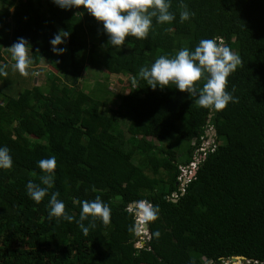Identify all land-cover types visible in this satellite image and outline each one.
<instances>
[{
    "label": "trees",
    "instance_id": "trees-1",
    "mask_svg": "<svg viewBox=\"0 0 264 264\" xmlns=\"http://www.w3.org/2000/svg\"><path fill=\"white\" fill-rule=\"evenodd\" d=\"M183 3L195 13L189 20L178 22L179 0H171L173 21L153 18L146 38L125 37L117 48L82 6L0 0V65H7L3 47L18 37L30 45V66L53 61L49 40L64 30L67 53L59 59L72 72L68 82L51 72L44 87L16 97L0 91V146L13 162L0 169V264H230L234 256L264 264V0ZM205 38L238 54L225 86L237 102L209 110L171 84L153 90L139 80L133 87L141 66ZM85 66L126 79L129 91L114 94L115 108L101 89L79 87L75 76ZM203 82H194L197 90ZM210 128L213 146L196 153ZM49 156L56 157L54 182L36 203L25 184L40 183L36 161ZM194 162L182 184L181 168ZM52 192L74 218L80 200L99 196L109 222L94 220L87 235L75 219L57 222L48 216ZM141 200L158 214L145 220L147 239L136 246L141 236L130 205Z\"/></svg>",
    "mask_w": 264,
    "mask_h": 264
},
{
    "label": "clouds",
    "instance_id": "clouds-1",
    "mask_svg": "<svg viewBox=\"0 0 264 264\" xmlns=\"http://www.w3.org/2000/svg\"><path fill=\"white\" fill-rule=\"evenodd\" d=\"M50 2L62 10L82 6L83 10L100 26V30L107 38L106 44L117 48L125 45V37L146 38L153 24V18L156 24H166L173 21L176 16L169 10L171 0H50ZM179 4L178 22L183 23L195 13L188 9L183 0H179ZM68 34L64 30H58L53 34L49 40L52 53L60 55L65 51L64 47H57V45L63 44ZM28 46L30 45L24 37H18L6 47L12 61L11 71L18 72L21 76L29 74L27 68L31 60L28 56ZM239 64L238 54L227 45L218 43L215 39L205 38L199 40L191 50L182 47L173 56L162 54L149 67L141 66L133 77L132 84L135 87L139 80H143L147 87L153 90L163 89L171 84L176 90L186 92L189 97H195L193 101L195 105L209 110H222L229 102H237V97L232 94V91H226L225 86L227 77ZM8 67L9 65H0V76L8 75L5 70ZM201 79L204 82L197 90L194 82ZM12 163L8 147L0 146V169L10 168ZM36 165L44 173L39 177L40 183L28 180L25 189L29 198L39 203L54 182L56 157L42 158L36 161ZM57 196V192H52L47 202L48 216L57 218V222L60 220L72 222L75 219V223L85 235L90 227H95L94 220L99 219L103 224L109 222L111 210L99 196L92 200L79 201L78 218H74L65 211L63 200L57 199ZM136 206L142 217V220H137L139 226L143 221L145 223V220L155 219L158 214V208L148 201H138ZM140 216H137L138 219ZM86 220L87 225L83 223ZM144 230L140 236L145 234Z\"/></svg>",
    "mask_w": 264,
    "mask_h": 264
},
{
    "label": "rangeland",
    "instance_id": "rangeland-1",
    "mask_svg": "<svg viewBox=\"0 0 264 264\" xmlns=\"http://www.w3.org/2000/svg\"><path fill=\"white\" fill-rule=\"evenodd\" d=\"M0 7H1V4H0ZM57 47H64L65 51L60 55H56L52 53L53 61H51L50 57H47L46 58L47 61L42 60L39 63V66L37 67H30L28 65L27 71L29 74L27 76H21L18 72H13L10 69V72H8L7 80H5V83H2L0 85V91L7 93V95L10 97H16L17 95H19L20 91L23 89L31 88L33 86H38V87L43 86L44 87L47 81V77L49 76L48 74H50L51 72H54V74L58 76L61 82H68L71 79L69 78V76L71 75L72 72L70 71L69 67L64 65L62 63L63 61L59 59V57L61 56H66L67 48L65 47L64 43L61 45H57ZM3 48H4L3 54H4L5 60L12 63L9 50L6 49V47H3ZM28 56H29V52H28ZM54 64H57L58 66L57 71H55V69L52 66ZM75 77L78 78L79 87L85 93H90L91 90L95 91V89H98V90L101 89L100 94L104 95L103 100L109 99V102H108L109 108H112V107L115 108V104H116L115 95L116 94H119L120 92L126 93L129 91L128 82H126L125 78L115 76V75H106L97 69H91L87 66H85L81 70L79 75ZM101 106H106V105L101 102ZM209 130H211V128ZM206 136H207L206 139H204L202 143V148L196 153L202 152L204 154V152H206L208 149H210L213 146L214 135L210 136V132L207 131ZM172 143L174 145L175 141H173ZM166 144L167 143H161L157 145L165 147ZM135 163L139 164L137 160H135ZM135 207H136V210H135L136 217L140 216L137 206ZM136 220H138V217L136 218ZM140 220H142L141 216H140L139 221ZM138 230H140L139 232L141 233L142 230L144 229L140 225L139 227L137 226V231ZM141 237H143L142 240H141ZM141 237L139 238L140 242L145 240L144 236L141 235ZM140 242L136 243V246H141ZM227 263L228 262H226L225 264ZM236 264H242V262L239 261V262H236Z\"/></svg>",
    "mask_w": 264,
    "mask_h": 264
},
{
    "label": "water",
    "instance_id": "water-1",
    "mask_svg": "<svg viewBox=\"0 0 264 264\" xmlns=\"http://www.w3.org/2000/svg\"><path fill=\"white\" fill-rule=\"evenodd\" d=\"M209 132H210V136H212V135H214L215 136V130H214V128H211V130H209ZM206 134H207V132H206ZM172 201H175V199H173ZM131 207H135L136 206V204H131L130 205ZM142 228L143 229H146V225H145V223L143 222L142 224ZM137 226L139 227V225L137 224ZM142 236H144V238L145 239H147L146 238V233L144 234H142ZM143 237H141V239H142ZM144 244V242L142 241V242H140V245L142 246ZM244 260V258L243 257H240V256H234V257H232V259H231V264H236V262H239V261H243Z\"/></svg>",
    "mask_w": 264,
    "mask_h": 264
},
{
    "label": "built area",
    "instance_id": "built-area-1",
    "mask_svg": "<svg viewBox=\"0 0 264 264\" xmlns=\"http://www.w3.org/2000/svg\"><path fill=\"white\" fill-rule=\"evenodd\" d=\"M194 169H195V162L194 163H191L189 165V167L186 166V167L181 168V178H182L181 180H182V184L184 182H186L187 178H189L193 174ZM138 221H139V219H138Z\"/></svg>",
    "mask_w": 264,
    "mask_h": 264
},
{
    "label": "crops",
    "instance_id": "crops-1",
    "mask_svg": "<svg viewBox=\"0 0 264 264\" xmlns=\"http://www.w3.org/2000/svg\"><path fill=\"white\" fill-rule=\"evenodd\" d=\"M4 49V48H3ZM2 49V56H3V58H4V54H3V50ZM4 60H5V58H4ZM6 61V60H5ZM7 62V65H9V67L8 68H10V65H11V62H8V61H6ZM30 66V65H29ZM37 66H39V65H37ZM37 66H35V67H37ZM30 67H33V66H30ZM2 83H5V80H3L2 82L0 81V85L2 84ZM7 95V94H6Z\"/></svg>",
    "mask_w": 264,
    "mask_h": 264
}]
</instances>
